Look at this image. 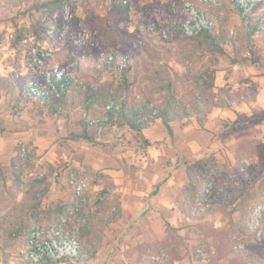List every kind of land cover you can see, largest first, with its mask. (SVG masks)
I'll use <instances>...</instances> for the list:
<instances>
[{"label": "rangeland", "instance_id": "rangeland-1", "mask_svg": "<svg viewBox=\"0 0 264 264\" xmlns=\"http://www.w3.org/2000/svg\"><path fill=\"white\" fill-rule=\"evenodd\" d=\"M1 1L12 9L11 21L19 20L17 23L14 21L8 40L22 47L21 43H16L17 34L20 31H24L23 36L34 34L36 40L51 51L45 69L58 64L66 69L73 81L65 90L66 104L60 105L57 110L51 103L58 99L41 101L31 96L39 105L51 109L52 119L56 117L49 126L53 135L51 147L58 149L65 143L68 148L66 156L59 157L57 154L53 163L49 155L46 156V151L39 152L25 141L17 143V156L10 160L7 167L9 175L0 173V246L8 240L5 238L9 228L18 226L16 222L14 225L10 223V217L15 216L18 222L25 213L27 221H22L24 228L18 235L17 249L12 246L10 248L14 249L9 254L0 252V259L13 257L18 264H26L22 253L31 226L34 223L48 226L57 222L58 216L79 200L82 203L79 213L82 220L76 228L83 255L76 260L65 261L67 264H78L79 259H90L92 252L103 245L106 238L98 235L105 229H113L119 215L115 207L117 198L107 191L111 181L100 172V168H92V158L100 149L107 154L108 139L113 141L114 136L122 138L127 132L126 125L112 122L96 125L98 120L106 118L105 110L84 111L83 85L86 82L95 86L109 82L117 84L124 69L128 68L130 85L122 96L128 104L149 100L155 106L164 107L166 103L177 105L179 109L187 106L197 115H205L206 110L219 103L221 97L219 95L215 102L212 87L198 80V51H206L209 56L218 53L225 57L227 54L211 51L203 39L198 40V35L190 36L184 32L183 23L187 14L182 10L183 3L191 2L209 18L214 24L210 30L216 36L218 46L231 48L232 51L239 39H246L247 45L253 46L256 37L261 33L264 35V1L250 13L248 25L233 0H217L216 3L207 0H128L127 4H123L124 0H67L51 13L48 7L41 6L45 0ZM51 23L56 25L53 37L46 34ZM35 24L40 37L34 32ZM240 28L243 35L238 33ZM109 55L120 61L126 60V64L119 68L116 63H106ZM172 58L182 62L185 70L175 72L167 62ZM212 73L205 78L208 83ZM33 77L39 82L44 80L40 73ZM33 77L26 81L25 87ZM180 113L184 114V109ZM64 116H69L68 121ZM86 121L92 122L87 126V134L94 137V142L81 139L78 145L67 143V138L84 130ZM128 136L133 142L138 140L135 131ZM234 156V161L226 158L194 159L190 164L183 200L196 221V234L211 237L212 243L196 235L192 249L197 259L215 251L212 257L215 262L211 261L214 264L222 258L227 259V264H264V144L256 141L241 143ZM35 178L45 180L32 187L31 181ZM6 181L9 182V189ZM60 184L66 187L72 198L63 210L50 205L49 199L52 196L50 190ZM81 184L83 188L79 195L77 187ZM41 191L42 194H39ZM19 192L23 195L17 202ZM35 195L40 198L42 206L53 207L47 214L46 209H41L43 216L47 215L45 221L28 220L31 213L38 209L33 207ZM19 205L22 206L21 211L17 210ZM208 214L216 215L224 222L215 227L214 221L203 220ZM89 221L90 229L83 228ZM172 241L176 242L173 238ZM174 249V246L164 247L157 257L168 262L171 255H175Z\"/></svg>", "mask_w": 264, "mask_h": 264}, {"label": "crops", "instance_id": "crops-1", "mask_svg": "<svg viewBox=\"0 0 264 264\" xmlns=\"http://www.w3.org/2000/svg\"><path fill=\"white\" fill-rule=\"evenodd\" d=\"M12 15V9L1 1L0 173L3 175H9L7 167L17 156L19 141H25L39 152L46 151V156L49 155L53 163L57 154L65 157L68 148L65 143L58 149L51 147L53 135L49 126L56 117L52 119L51 109L39 105L26 91V81L36 72L26 68L22 47L8 40L14 21H19L17 18L11 21ZM238 33L243 35L242 28ZM239 40L232 51L223 47L227 54L225 57L198 51V80H204L208 73L213 72V99L216 102L219 95L221 97L220 102L210 106L205 115H197L187 106L179 109L177 105L170 104L169 128L161 118H154L142 129L143 137L150 144L138 142L139 137L133 142L128 135L134 130L126 125L125 136H114L113 141L108 139L107 154L102 149L96 152L92 168H100V172L111 181L107 191L117 198L118 222L113 229L100 232L98 236L106 238V241L92 252L90 259H79L78 264H214L211 261L215 262L212 258L215 251L206 253L203 258L194 256V239L201 236L212 244L211 237L196 234V221L183 200V192L194 159L226 158L234 161L239 144L253 141L264 144V35L261 33L256 37L253 46L247 45L246 39ZM167 62L177 73L185 70L186 66L176 58ZM181 109H184V114L180 113ZM68 117L64 116L67 121ZM80 140L70 136L66 142L78 145ZM95 141L98 142V138ZM8 183L6 181L9 189ZM50 194V205L57 209H63L72 199L62 184L52 188ZM22 195V192L17 194V202L21 201ZM19 206L17 210L21 211L22 206ZM42 208L46 209V214L52 209L41 204L28 220L48 219L47 215L43 216ZM10 219L12 225L16 222L18 226L7 231L5 239L8 240L0 246L3 254L17 249L18 235L24 228L22 221H27L25 213L18 222L15 216ZM203 220L214 221L215 227L224 222L213 214L205 215ZM170 240L172 242L168 244ZM12 246L13 249L10 248ZM173 246L175 255H171L168 262L159 260L158 252ZM82 255L81 252L80 258ZM0 264L18 263L11 257L1 258ZM217 264H227V259H219Z\"/></svg>", "mask_w": 264, "mask_h": 264}, {"label": "built area", "instance_id": "built-area-1", "mask_svg": "<svg viewBox=\"0 0 264 264\" xmlns=\"http://www.w3.org/2000/svg\"><path fill=\"white\" fill-rule=\"evenodd\" d=\"M210 3H216L217 0H207ZM264 0H233L239 11L241 12L245 24L248 25L250 13L255 9L256 5ZM128 0H124L123 4H127ZM182 10L187 14V18L183 23L184 32L190 36H197L203 30H210L213 22L207 18L195 5L189 1H185ZM65 18L64 21H66ZM56 25L50 24L46 29L49 37L55 36ZM21 45L25 53V65L29 70L40 73L44 80L39 82L36 77L30 79L26 84V90L30 96L39 100L52 98L58 99L64 92V86L60 83L64 76L70 77L65 68L58 64L45 69L46 64L51 56L49 48L42 46L34 34H26ZM106 63L115 64L119 68H123L126 60H117L115 56L109 55ZM60 83V88L57 87ZM113 101L107 106L111 107ZM83 185L77 187V194H81ZM81 201L75 200L70 207L58 216L57 222L48 226L34 223L29 229L25 239V249L22 258L26 264H55L61 261L75 260L81 254V243L77 235L76 225L82 220L80 217ZM71 225V228H69Z\"/></svg>", "mask_w": 264, "mask_h": 264}, {"label": "trees", "instance_id": "trees-1", "mask_svg": "<svg viewBox=\"0 0 264 264\" xmlns=\"http://www.w3.org/2000/svg\"><path fill=\"white\" fill-rule=\"evenodd\" d=\"M67 0H45L41 2L42 7H48L50 9V13L59 7L62 3ZM38 25H34V32L37 37H40V32L38 30ZM24 31H20L16 37V43L20 44L22 38L24 37ZM198 40L203 39L206 45L211 47V51H217L223 53L224 50L216 43V36L213 34L212 30H203L198 36ZM202 43V44H203ZM73 79L68 76H64L60 81L64 86V92L60 98H58L57 102H52L51 106L57 110L60 105L63 106L66 104L65 100V90L72 84ZM207 87L213 86V77H211V82L208 83L207 80H203ZM60 83H57V87L60 88ZM129 78H128V68H125L120 76V81L117 84L114 82L109 83H101L99 85H93L92 83L86 82L83 85V109L85 112H89L90 110H97L102 108L105 110V119L98 120L96 125L102 126L107 123H116L120 126L127 125L131 129L136 132V135L141 138L142 142L145 145L150 144L149 140L143 137L142 129L145 128L150 120L154 118H161L164 122L165 126L169 128L168 121L170 119V104H166L164 107L155 106L150 104L149 100L144 102H136L132 104H128L126 101L122 100V96L124 91L129 88ZM53 101V100H51ZM113 101L114 104L105 109L106 106ZM170 102V101H169ZM92 122L86 121L84 130L81 133L75 134L73 136L74 139H86L90 142H94V137L87 134V126H90ZM95 125V123H94ZM45 178H35L31 181V186L33 187L36 183H43ZM191 186V185H189ZM194 189V186H192ZM42 194V191L39 193ZM38 195H35V204L33 207L38 208L41 204L40 198ZM84 208V207H83ZM63 210V209H62ZM85 229H90V221L86 224ZM76 260V259H75Z\"/></svg>", "mask_w": 264, "mask_h": 264}]
</instances>
